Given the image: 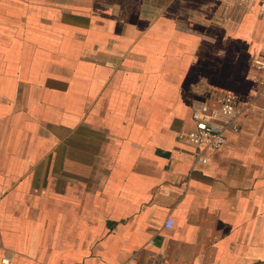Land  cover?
<instances>
[{"label":"crops","instance_id":"0c3cea01","mask_svg":"<svg viewBox=\"0 0 264 264\" xmlns=\"http://www.w3.org/2000/svg\"><path fill=\"white\" fill-rule=\"evenodd\" d=\"M258 7L0 0V264H264ZM219 90L238 130L199 160Z\"/></svg>","mask_w":264,"mask_h":264},{"label":"built area","instance_id":"2783aa9c","mask_svg":"<svg viewBox=\"0 0 264 264\" xmlns=\"http://www.w3.org/2000/svg\"><path fill=\"white\" fill-rule=\"evenodd\" d=\"M254 1L234 0L241 9L249 7ZM257 1L259 13L264 14V0ZM252 69L255 73L254 80L259 87L258 95L264 99V50L255 57ZM212 93L209 97L194 102L190 112L193 126L180 135L185 144L194 148L199 160L204 159V150L218 149L226 144V133L238 130V118L242 112L240 97L233 91L219 90ZM172 225L173 219L166 217L163 226L170 228ZM2 261L8 260L3 257Z\"/></svg>","mask_w":264,"mask_h":264}]
</instances>
